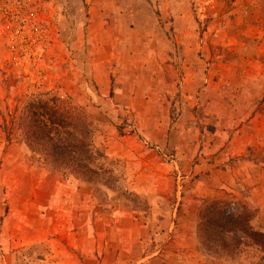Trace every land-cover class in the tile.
<instances>
[{
    "label": "rangeland",
    "instance_id": "rangeland-1",
    "mask_svg": "<svg viewBox=\"0 0 264 264\" xmlns=\"http://www.w3.org/2000/svg\"><path fill=\"white\" fill-rule=\"evenodd\" d=\"M10 1L0 264H264L202 218L232 209L264 231V0ZM55 111L93 131L92 182L30 137Z\"/></svg>",
    "mask_w": 264,
    "mask_h": 264
},
{
    "label": "trees",
    "instance_id": "trees-1",
    "mask_svg": "<svg viewBox=\"0 0 264 264\" xmlns=\"http://www.w3.org/2000/svg\"><path fill=\"white\" fill-rule=\"evenodd\" d=\"M68 120H70L68 123L63 121L55 111L49 117V123L52 126L43 125L37 130L36 126H41L40 123H37L31 130L30 137L38 139V143L35 144L39 145L38 151L53 156L52 162L56 166L63 165L74 174L79 175L80 179L92 182V174H95L93 164L96 159L92 148L93 131L80 119L78 122L75 117L71 116L68 117ZM41 136L44 138V142L40 139ZM227 210L229 213L224 209L216 213L217 216L203 215L202 218L206 225L205 232L213 233L216 223L220 227L221 232L218 234L220 239L213 238L228 253L235 250V246L245 243L258 246L264 253V231H256L252 227V219L249 215L233 213L232 209ZM262 260L264 262V257Z\"/></svg>",
    "mask_w": 264,
    "mask_h": 264
},
{
    "label": "crops",
    "instance_id": "crops-1",
    "mask_svg": "<svg viewBox=\"0 0 264 264\" xmlns=\"http://www.w3.org/2000/svg\"><path fill=\"white\" fill-rule=\"evenodd\" d=\"M87 219L80 220V222L78 223L79 227L77 226L80 229L79 235L84 238V241L80 242V244L77 247L79 248L80 253H85V254H88L89 252L88 237L91 232V226L89 227L90 223L88 222ZM69 223L76 227L75 221L71 220Z\"/></svg>",
    "mask_w": 264,
    "mask_h": 264
},
{
    "label": "built area",
    "instance_id": "built-area-1",
    "mask_svg": "<svg viewBox=\"0 0 264 264\" xmlns=\"http://www.w3.org/2000/svg\"><path fill=\"white\" fill-rule=\"evenodd\" d=\"M7 2H9V3H11V1L10 0H6ZM19 3H20V1L19 0H17Z\"/></svg>",
    "mask_w": 264,
    "mask_h": 264
}]
</instances>
